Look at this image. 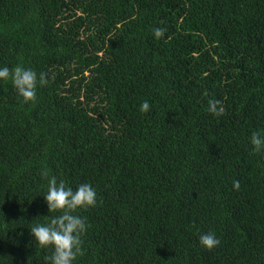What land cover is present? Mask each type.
<instances>
[{
  "label": "trees",
  "instance_id": "1",
  "mask_svg": "<svg viewBox=\"0 0 264 264\" xmlns=\"http://www.w3.org/2000/svg\"><path fill=\"white\" fill-rule=\"evenodd\" d=\"M18 64L48 84L0 82V264H48L45 168L97 192L76 264H264V0H0Z\"/></svg>",
  "mask_w": 264,
  "mask_h": 264
},
{
  "label": "clouds",
  "instance_id": "2",
  "mask_svg": "<svg viewBox=\"0 0 264 264\" xmlns=\"http://www.w3.org/2000/svg\"><path fill=\"white\" fill-rule=\"evenodd\" d=\"M166 28L153 29L154 38L164 36ZM0 82H10L17 96L23 103L35 102L38 87L48 84L46 74L37 73L31 68L18 64L14 68L0 66ZM150 105L144 101L140 105L141 112H147ZM207 112L219 117L224 114V107L220 100L209 98ZM249 142L253 152L264 150V132H254ZM42 178L47 180L46 193L43 200L48 215L46 222L35 223L29 230V234L36 246L42 249H50L51 254L46 257L48 264H76L78 256L83 254V237L87 231L86 217L78 213L81 209L96 206L97 192L90 183H82L75 188L58 181L55 176H50L47 168L41 172ZM235 189L239 188V182L233 183ZM57 213V215H50ZM198 243L201 248L212 250L220 241L214 232L203 233L199 236Z\"/></svg>",
  "mask_w": 264,
  "mask_h": 264
}]
</instances>
